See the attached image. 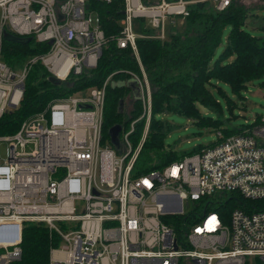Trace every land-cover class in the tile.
Instances as JSON below:
<instances>
[{
	"label": "built area",
	"instance_id": "obj_1",
	"mask_svg": "<svg viewBox=\"0 0 264 264\" xmlns=\"http://www.w3.org/2000/svg\"><path fill=\"white\" fill-rule=\"evenodd\" d=\"M93 2H119L114 41L138 58L136 40H163L191 5L223 12L232 0H0V118L18 107L35 64L62 83L97 67L107 40ZM4 32L48 50L14 70L2 60ZM131 76L143 115L120 132L119 150L102 134L112 81L54 99L0 136V264L21 258L28 223L59 239L47 264H264V119L227 138L217 131L214 145L135 175L152 106L145 74ZM226 201L236 204L230 213Z\"/></svg>",
	"mask_w": 264,
	"mask_h": 264
},
{
	"label": "trees",
	"instance_id": "obj_2",
	"mask_svg": "<svg viewBox=\"0 0 264 264\" xmlns=\"http://www.w3.org/2000/svg\"><path fill=\"white\" fill-rule=\"evenodd\" d=\"M92 6L98 13L107 40L97 67L80 77L70 76L67 81L56 86L49 82L50 76L42 65L32 66L24 81V92L18 107L7 111L0 118V136L14 134L25 119L44 110L54 99L100 88L105 79L114 72H117L112 79L115 83L129 81V73L140 77L139 65L132 50L119 49L114 41L120 30L119 20L122 16L119 2L110 5L93 2ZM259 10H264V5ZM259 10L249 11L233 0L223 12L215 11L208 3L195 4L189 7V16L183 20L181 32H174L175 27H168L163 40H136L139 61L150 87L152 109L147 138L134 167L135 175L160 170L182 155L192 154L203 148L179 155L173 154L164 146L166 133L171 128L168 124L156 121L155 115L163 112L179 115L200 128L208 129L210 133L221 132L222 138L240 134L243 129L253 125L232 128L225 120L212 121L206 113H220L219 104L213 94L214 84L223 83L235 95L241 96L249 83L264 78V21L256 16ZM250 22L258 25L250 27ZM246 26L262 34L252 35L245 29ZM226 27L231 28L226 48L220 59L213 63ZM146 32L151 33L150 30ZM47 50V45L35 41L21 45L3 40L2 60L10 68L17 70L23 67L27 59ZM128 90L125 87L112 88L110 84L106 87L103 139L109 138L108 130L113 126L121 123L123 127L127 126L126 120L124 123L121 121L118 103ZM132 114L131 120L137 117L138 110L134 109ZM259 120L257 118L254 124ZM143 124L145 126L144 120L138 121L130 136L134 146L140 138ZM235 206V203L226 201L221 209L230 213ZM241 207L245 208L243 205ZM58 244V237L49 233L46 227L28 223L22 231L21 258L12 264H47L51 247Z\"/></svg>",
	"mask_w": 264,
	"mask_h": 264
},
{
	"label": "rangeland",
	"instance_id": "obj_3",
	"mask_svg": "<svg viewBox=\"0 0 264 264\" xmlns=\"http://www.w3.org/2000/svg\"><path fill=\"white\" fill-rule=\"evenodd\" d=\"M233 1L234 3H238L244 6V8L249 11L259 10L264 5L263 0H233ZM256 16L259 20L264 21V10H259L256 13ZM183 23H184L183 20L181 21L179 20V22L177 21L174 26L175 30L173 28L174 32H181L183 29L182 28ZM257 25L258 24L255 23L252 24V22H250L249 26L251 27ZM250 27L246 26L245 29L248 32H250L252 35L259 36L262 34V32L253 30ZM230 31H231L230 27H226L223 30L221 37V44L215 52V55L213 57V63H215L217 60L220 59V56L225 50L227 45V38L230 34ZM147 33L148 32H146V34ZM134 57L138 62L139 69L141 72L140 77L139 76L138 77L143 80V76L145 72L140 64L139 57L138 58L136 56ZM116 73L117 72L110 74L105 79V81H109V83L113 81L112 79L115 78ZM129 74L131 75V73ZM132 75L135 74L132 73ZM133 79L134 78L131 76L130 80ZM213 94H214V98L219 104L220 113L218 115V113L208 111L206 114L212 121H215L217 119H222L227 121L232 128L239 129L242 126L246 125L247 123L252 124L257 120V118L264 119V78L260 80H254L251 83H249L247 89L241 93V96L235 95L232 92L231 88L223 83L214 84ZM122 97L123 99L120 100L123 103L122 111L120 112L118 111V112L122 116L121 121L124 123V120H126V125H127L126 127H123L122 123L120 124L122 131L121 133H126L131 129L132 122L137 119H140V117L143 115V107L140 100L135 101L133 99L130 89L128 90V92L124 93ZM229 104L231 105L229 106ZM134 109L138 110V115L137 117H135V119L131 120V116L133 115L132 111ZM202 112L205 113L204 110H202ZM154 118L156 121H160L164 125L168 124L170 126L171 129L166 133V137L164 139V146L166 148H169L173 154L179 155L184 152H191L194 149H197L199 147L209 146L217 141L215 131L213 133H210L208 129L200 128L197 125H195L194 122L187 120L186 118L181 117L179 115L163 112L160 113L159 115H155ZM141 120L143 121L144 119ZM136 123L134 124V130ZM144 129L145 126L143 124V126H141V135L138 141H140V139L142 138ZM146 138H147V134H146ZM129 140L131 142L130 137ZM138 143L139 142H137V144ZM137 144L135 146H137ZM132 146L134 145L132 144ZM0 153L1 154L3 153V148H0Z\"/></svg>",
	"mask_w": 264,
	"mask_h": 264
},
{
	"label": "water",
	"instance_id": "obj_4",
	"mask_svg": "<svg viewBox=\"0 0 264 264\" xmlns=\"http://www.w3.org/2000/svg\"><path fill=\"white\" fill-rule=\"evenodd\" d=\"M3 40L7 41V42L18 43L21 45H26V44L31 42V38H18L16 36H13L10 33H7V32H4ZM49 82L53 85H56V86H59L62 84V82L60 80H57L53 77L49 78ZM111 87L112 88H123V87H125L127 89H130L132 96H133V99L135 101H139L141 98L140 90L136 85V81H134V80H129L127 82H116V83L113 82L111 84ZM122 104H123L122 101H119V104H118V111L119 112L122 111ZM120 132H121V126L120 125H115L108 130V136L110 138V144L112 146H114L117 150L120 149L119 140H118Z\"/></svg>",
	"mask_w": 264,
	"mask_h": 264
}]
</instances>
